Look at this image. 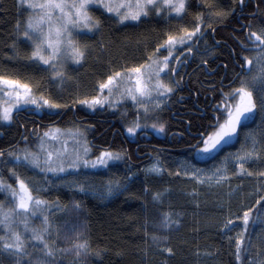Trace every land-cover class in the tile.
Here are the masks:
<instances>
[{
	"label": "trees",
	"instance_id": "16d2710c",
	"mask_svg": "<svg viewBox=\"0 0 264 264\" xmlns=\"http://www.w3.org/2000/svg\"><path fill=\"white\" fill-rule=\"evenodd\" d=\"M90 11L101 27L77 37L82 46L87 45L85 57L77 65L64 64L66 78L60 81L46 70L48 66L29 59L31 45L16 28L18 22L23 25L29 10L19 0H0V75L29 83L37 98L62 105L16 112L12 124L0 125V151L6 156L24 147L35 148L44 132L58 127L83 131L94 143L96 155L109 150L125 157L116 176L126 190L111 201L75 191L34 192L62 209L50 215L60 231L55 244L71 249L78 239H87L90 248L78 256V264H238L234 240L243 232V213L251 209L247 232H243L245 247L257 244L263 248L257 238L264 233V223L258 224L264 200L256 203L264 196V176L260 175L264 172L263 119L256 124L258 157L244 165L251 176L239 174L237 168L220 184H200L182 176L173 159L196 153L203 146L202 134L206 138L214 130L216 117L221 118L220 123L226 118L223 94L239 87L250 71L243 57L250 58L252 51H245L241 42L251 49L249 32H264V0H244L243 4L239 0H187L185 13L179 17L169 15L168 10L159 15L150 12L138 24L128 22L129 26L117 23L102 9ZM201 19L203 35L197 33L193 39V51L176 50L181 62L174 63L172 79L179 83L165 106L150 113L152 118L145 119L130 102L116 110L95 108L90 113L79 103L97 95L99 82L113 71L145 63L167 34H182L184 28L192 31ZM159 55L167 52L161 49ZM182 81L188 85H181ZM138 116L149 127L129 135L127 128ZM152 123L163 124L164 131L151 128ZM238 141L239 137L224 147L236 149ZM155 158L165 168L161 176L142 171ZM1 178L16 187L11 171L3 165ZM157 192L163 194L160 200L153 199ZM10 199L6 189L0 190V204L8 207ZM164 213L178 223L170 229L157 227ZM228 219L234 224L226 232L223 225ZM40 224L33 220V225ZM153 235L160 239L154 241ZM167 248L172 252L165 251ZM33 255L24 264L38 257ZM252 257L257 256L249 251L246 261L251 262ZM17 259L0 249V264H16ZM56 259L57 264L74 262L66 255L56 254Z\"/></svg>",
	"mask_w": 264,
	"mask_h": 264
},
{
	"label": "snow or ice",
	"instance_id": "6c2138e0",
	"mask_svg": "<svg viewBox=\"0 0 264 264\" xmlns=\"http://www.w3.org/2000/svg\"><path fill=\"white\" fill-rule=\"evenodd\" d=\"M243 4L244 0H239ZM21 7L29 10L23 25L17 23V31L22 35L23 39L31 45V54L29 59L41 66H48L46 70L52 73L53 78L63 81L65 77L64 62L72 61L79 64L85 57L87 45H81L78 36L93 33L101 27L100 20L95 18L90 9H102L105 13L112 14L110 18H115L116 22L125 26H129L128 22L139 23L142 18H147L150 12L159 15L163 9H167L169 15L175 13L181 16L186 10V0H19ZM201 19L192 31L187 28L182 29V34H167L163 42L155 49V51L146 57V62L138 66L126 68L124 71L115 70L109 74L106 79L99 82L97 86V95L91 99H81L80 104L87 105L89 108H95L97 105L103 106L109 104L112 106L120 99L130 98L143 112L140 114L145 119L152 118L151 112L159 109L163 103L161 98L167 99L174 91V86L179 81L169 79L166 82L165 77H172L175 68H170L173 62L174 52L177 47L183 48L187 46V51L191 52L192 47L189 41H192L197 33L201 32ZM211 28L212 25L208 24ZM253 48L241 42V46L245 51H256V68L258 75L251 76L254 83H259V104L257 98L254 97L253 91L249 89L245 79L240 80V86L224 93V112L226 118L220 123V117H216V126L207 137L201 136L203 147L198 149L199 152L209 154L217 151L224 143L233 139L241 129L246 120H251L256 114H264V34H258L250 31L247 37ZM164 49L167 55H159L160 50ZM258 50V51H257ZM246 65L251 66L253 60L247 56L243 57ZM179 64L181 61L178 57L174 61ZM243 68V65H241ZM167 70V71H166ZM164 74L162 77L161 74ZM105 91L107 95H105ZM116 96V101L110 99ZM6 97L7 99H3ZM229 97L231 102H229ZM36 105L38 109L44 108H61L62 105L53 103L51 100L40 96L37 98L33 93V87L19 79L9 78L0 75V121L11 122L13 120V111L18 110L19 105ZM264 119V116H262ZM151 128L157 129L159 132L164 131V125L152 123ZM149 127L148 124H141L138 116L132 124L127 128L129 135L135 136L138 130ZM60 129L44 132L39 137L38 149L39 153L24 150L22 155L8 153L17 162H26L28 166L37 168L43 173H53L57 176L61 173H69L70 170L79 171L81 167L95 168L97 165L107 167L109 161H119L122 159L121 153H113L103 151L98 155L95 161L86 159L89 149L85 148L83 154L74 152L71 156L63 149L55 151L46 147L47 141H57L60 139ZM78 130L73 136H82ZM255 152V144L252 151L245 150L243 154L237 153L234 161L238 165V172L241 175L251 176L252 173L244 167V163L251 159ZM4 153L0 151V157ZM230 153L222 162L223 167H217L211 174L205 172L204 169H198L193 166L191 176L200 184L215 183L220 184L227 180V164ZM7 163V162H5ZM11 174L15 177L17 187L7 184L0 178V190H7L12 198V206L5 207L0 204V249L17 257L16 264H24L25 258L31 256L29 247L37 249L41 253L35 260L28 259L27 264H57L56 253L65 251H74L76 256L82 253L86 254L90 248L87 239L77 240L71 249H61L55 244V239L59 236V230L54 228L50 215L55 210H62L58 204L55 208L47 200L34 195L33 187H30L24 179H21L15 168L10 169ZM149 172L159 173L162 171L159 162L148 169ZM179 174V173H177ZM187 174V173H185ZM264 176V172L260 173ZM87 178L82 182L80 179L73 178L66 181L69 185L79 187L81 192L88 190L91 185L87 184ZM47 182V177H45ZM104 195L111 196L117 191L126 190V186H122L118 182L109 181L105 186ZM38 193L43 188L36 187ZM147 191V189H145ZM162 193H155L153 199L160 200ZM264 196H261L256 203L259 205ZM79 207V205H75ZM251 209L243 213V232H247L250 219ZM39 216L41 224L33 225L32 221ZM260 219L264 220V217ZM173 221L170 213H164L157 227L162 229H170ZM234 221L228 219L223 225L227 231L232 230ZM82 227V226H81ZM22 229V231L20 230ZM243 232L234 240L235 259L238 264H251L246 261V256L250 248L245 247V238ZM55 234V235H54ZM82 233H78V236ZM154 241L160 239L153 235ZM29 240L33 243L30 245ZM38 242V245H37ZM165 251L171 253L172 249L167 248Z\"/></svg>",
	"mask_w": 264,
	"mask_h": 264
},
{
	"label": "rangeland",
	"instance_id": "374dc122",
	"mask_svg": "<svg viewBox=\"0 0 264 264\" xmlns=\"http://www.w3.org/2000/svg\"><path fill=\"white\" fill-rule=\"evenodd\" d=\"M163 10H167V9H163ZM171 15H175V13H172ZM260 34H264V32L261 31ZM189 45L192 47V51H193L194 50L193 40L189 41ZM179 49H182V48L180 46H178L177 50H179ZM183 49H187L186 46H184ZM176 53L177 52L175 51L174 56H173V62L170 63V65H169L170 68H172L174 66V63H175L174 57H176ZM250 59L253 60V64L250 66V71L244 76L243 79H245L247 81L249 89L253 91V95H254V97L257 98V102L259 104V88L261 87V85L258 82L254 83L251 80V76L258 75L257 68H256V51H252V55L250 56ZM201 60H203V59H201ZM66 63L77 65L76 63H73L70 60L64 62V64H66ZM161 75H162V77H164L163 73ZM169 79H172V77H165L166 82H168ZM105 95H107L106 91H105ZM3 99H7V98L3 97ZM110 99L116 101V96L114 95ZM161 99L163 100V103H162L161 107L159 109H155V111L161 110L165 106L168 98L167 99L161 98ZM128 102L134 104V102L130 98H125V99H120V100L116 101L112 106H109V104H104L103 106L97 105L95 108L104 110L106 107H108V108H111L113 110H116L121 105H124ZM33 107H37V106L36 105H23V104H21L18 106V110L13 111V117H14V114L16 112L21 111L22 109H29V108H33ZM83 107H84L85 111H87L89 113L95 109V108H89L87 105H83ZM44 108L49 109V110L51 109V108H48L47 106H45ZM134 109H137L138 112H141V113L143 112V110L140 109L135 104H134ZM262 116H264V114L259 113V110H257V114L251 120H246L244 122L245 127L238 129L237 135L233 139H231L227 143H224L221 148H219L217 151L211 153V155L197 151L196 153L189 154L185 157L177 158L176 160L173 159V162L175 163L178 172L181 173L182 176L196 181L191 176V171L193 170V166L195 168H198V169H204L206 173L211 174V171H213L215 168L223 167L222 162L225 160V157L231 153L232 158H229L228 164H227V176L229 178L231 171L234 169L236 170L238 168V165L234 161V156L237 153L243 154V152L245 150L252 151L253 146L255 144V152H254L252 158L247 160V162H245L244 165L247 163L253 162L254 160L257 159L259 141L257 139L258 130H257L256 124L258 123L259 120L262 119ZM12 121L11 122L0 121V125L1 126H7V125L12 124ZM246 122H248V123H246ZM55 129H60V133H59L60 139L57 141H52L49 139L47 141V144H46V147H49L53 151L63 148L69 154V156H71L74 152H78L80 154H83L84 149L87 148V149H89V151H88V154L85 158L88 160H91V161H95L96 157L98 155H100L101 152L109 151V150H102L99 154L96 155L95 154L96 152H95L93 145H92L94 143L89 141V139L87 138L86 134L83 131H79L80 133L83 134L82 136H73V133H75L77 131L63 130V129L58 128V127H54L49 131H54ZM238 137H239V141H238L236 149L226 148L227 146L231 145L234 141H237ZM38 144H39V142L36 144L35 148L24 147V148H21L19 150L13 151L12 153H15L16 155H22L24 150L39 153ZM224 146H226V147H224ZM110 152H112V151H110ZM113 153H116V152H113ZM124 158L125 157L122 155V159L119 161H109L107 167L100 166V165H97V167H95V168L81 167L79 171L70 170L69 173H61V174H59V176H57L53 173L40 172L39 169L28 166L26 164V162H22V161L17 162V161H15V159L12 156L6 155L3 157L2 160L0 159V178H1V166L3 165L4 168H8L9 170L12 168H15V171L17 172L19 177L21 179H24L25 182L28 183L30 187H33L34 192H36L35 191L36 187L43 188V191H40V192H48L50 190H54V191H75V192H79L81 194L93 196V197L98 198L99 200H101L103 202H108V201H111L112 199H114L115 197H117L118 195H120L124 191V190L117 191L114 195H111V196L104 195V192L106 191L105 186L109 183V181L118 182L122 186V188H123V186H126L122 181H120L118 179V176H116L120 172V167L121 168L124 167V166H122L124 163ZM5 162H7V163H5ZM157 162H159V166L161 167L162 171H160L159 173L149 172L148 169L151 168ZM142 171H144L147 175L161 176L164 173L165 168H164L160 158H155L153 161L146 164V166L142 168ZM185 173H187V174H185ZM45 177H47V182H45ZM73 178L80 179L82 182H84L85 178H87L86 182H87V184L91 185V187H89L88 190H86L85 192H81L79 190L78 186L69 185L66 182V181L72 180ZM14 179H15V177H14ZM128 179L130 180V178H128ZM224 181H226V180H224ZM224 181H222V182H224ZM15 184H16V182H15ZM204 184H209V183L206 182ZM212 184H215V183H212ZM16 187H17V184H16ZM10 198H11V196H10ZM5 204H3V205L6 206ZM11 206H12V198L10 199V201L8 203V207H11ZM263 216H264V214L262 215V217ZM35 219L41 221V218L39 216H37ZM32 223H33V221H32ZM51 223H52L54 228L58 229L57 225L54 224V221ZM263 223H264V220H262V219L258 220V224L262 225ZM20 230L22 231V229H20ZM263 232H264V230H263ZM59 233H60V231H59ZM257 239L259 240V242H261L258 244H262L263 248H261L260 246H258L256 244L250 249L251 254L253 253V254H256V256H257V257H252L251 262H252V264H264V233L260 234ZM37 245H38V242H37ZM58 247L61 249H68V248L60 247L59 245H58ZM29 249H31V252L29 251L31 254H34L37 256L41 255V253L38 250V246H37V249H35V250L31 247H29ZM56 254H58L60 256L66 255L68 258L70 257L72 259V261H74L73 264H78L77 262L79 260H78V256H76L75 252L65 251V252H57Z\"/></svg>",
	"mask_w": 264,
	"mask_h": 264
},
{
	"label": "flooded vegetation",
	"instance_id": "af4514ba",
	"mask_svg": "<svg viewBox=\"0 0 264 264\" xmlns=\"http://www.w3.org/2000/svg\"><path fill=\"white\" fill-rule=\"evenodd\" d=\"M187 81H188V80H187ZM187 81H186V82H183V81H182V82H180V83H181V85L185 84V85L187 86V85H188V84H187V83H188ZM92 143H93V142H92Z\"/></svg>",
	"mask_w": 264,
	"mask_h": 264
}]
</instances>
